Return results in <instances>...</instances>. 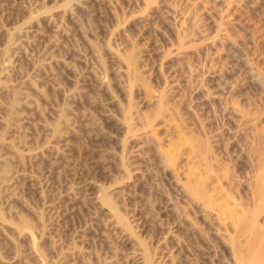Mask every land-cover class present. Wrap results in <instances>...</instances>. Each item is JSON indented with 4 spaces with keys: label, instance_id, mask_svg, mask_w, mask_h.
<instances>
[{
    "label": "rangeland",
    "instance_id": "obj_1",
    "mask_svg": "<svg viewBox=\"0 0 264 264\" xmlns=\"http://www.w3.org/2000/svg\"><path fill=\"white\" fill-rule=\"evenodd\" d=\"M0 264H264V0H0Z\"/></svg>",
    "mask_w": 264,
    "mask_h": 264
}]
</instances>
